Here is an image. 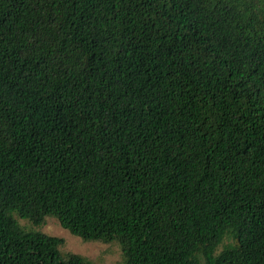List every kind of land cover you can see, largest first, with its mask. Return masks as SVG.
Returning <instances> with one entry per match:
<instances>
[{"label": "trees", "instance_id": "16d2710c", "mask_svg": "<svg viewBox=\"0 0 264 264\" xmlns=\"http://www.w3.org/2000/svg\"><path fill=\"white\" fill-rule=\"evenodd\" d=\"M264 264V0H0V264Z\"/></svg>", "mask_w": 264, "mask_h": 264}, {"label": "rangeland", "instance_id": "374dc122", "mask_svg": "<svg viewBox=\"0 0 264 264\" xmlns=\"http://www.w3.org/2000/svg\"><path fill=\"white\" fill-rule=\"evenodd\" d=\"M20 225L27 230H37L61 238L64 242L63 253H74L84 257L89 264H124V254L117 242L88 241L71 234L64 229L54 217H47L42 226H35L29 220L16 216Z\"/></svg>", "mask_w": 264, "mask_h": 264}]
</instances>
